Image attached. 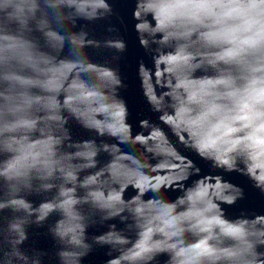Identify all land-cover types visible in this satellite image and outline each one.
<instances>
[{
	"label": "clouds",
	"instance_id": "clouds-1",
	"mask_svg": "<svg viewBox=\"0 0 264 264\" xmlns=\"http://www.w3.org/2000/svg\"><path fill=\"white\" fill-rule=\"evenodd\" d=\"M112 13L109 0H0V264H43L21 246L56 214L59 264L96 245L105 264H264V214L230 217L246 193L225 179L264 195V0H135L163 85L144 88L141 60L155 120L131 119L120 71L87 51L119 59L127 42L74 30ZM72 121L92 135L74 139ZM180 151L192 158L176 169ZM117 219L89 241L90 226Z\"/></svg>",
	"mask_w": 264,
	"mask_h": 264
},
{
	"label": "water",
	"instance_id": "water-1",
	"mask_svg": "<svg viewBox=\"0 0 264 264\" xmlns=\"http://www.w3.org/2000/svg\"><path fill=\"white\" fill-rule=\"evenodd\" d=\"M109 3L113 8V13L110 16L91 22L79 19L74 30L79 31L83 28L89 33L90 38H95L96 40L102 41L110 35H118L127 42V50L124 53L119 54V59H113L114 53L112 50L89 48L87 51L95 61L99 63H109L112 67L118 68L120 71L127 85L125 89L121 90V95L126 99L129 105L131 119L135 121L141 117H151L155 120L156 115L149 111L144 102L140 88V80L137 70L141 60L145 63L142 69L144 76V88L146 90H150L156 88L157 85H161L162 88L163 85L161 83L160 76L158 75L160 71L158 66L154 64L151 54L146 52L145 49L140 46L137 33L134 30L135 21L133 20L132 12L135 7V0H109ZM109 26L115 27L118 31L109 33ZM66 53L67 50H65V54ZM156 90L157 92L161 91L160 88H156ZM68 126L71 128L74 139H86L92 135V133L84 130L74 121L70 122ZM151 129V122L145 120L143 122V127L138 134L142 136H150ZM105 158L106 157H102V159ZM191 158V154L180 151L179 156L177 158H173L168 163L171 167L179 169L184 160ZM200 163L207 171V165H205L202 161ZM158 175H167V170L159 172ZM208 178L210 179L211 177L209 176ZM225 179L243 186L246 193L245 199L239 201L235 206L227 209L230 217L238 216L242 211H246L249 214H264V195L252 186L247 177L234 172L231 174H225ZM28 199L35 201L38 204L42 197L32 195L29 196ZM5 214L11 215V213ZM58 218L59 216L56 214L51 216L42 226H38L36 224L29 225L27 228L29 238L21 246L29 254L33 251H42L46 253V255L42 258L43 264H59V258L56 256L59 245L48 232L49 225L54 223ZM111 223H116L118 227L121 228L124 227L118 219L108 221L103 225L96 224L90 226L87 230L89 241H91V237L93 235H98L106 231L108 229V225ZM108 252L109 249L107 246L96 245L93 250L82 259V264H105V262L110 258Z\"/></svg>",
	"mask_w": 264,
	"mask_h": 264
}]
</instances>
